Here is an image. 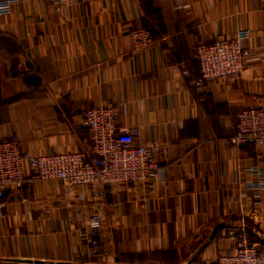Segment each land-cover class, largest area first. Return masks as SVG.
Returning <instances> with one entry per match:
<instances>
[{
	"label": "crops",
	"instance_id": "obj_1",
	"mask_svg": "<svg viewBox=\"0 0 264 264\" xmlns=\"http://www.w3.org/2000/svg\"><path fill=\"white\" fill-rule=\"evenodd\" d=\"M153 41L129 44L132 26ZM249 30L233 81L199 76L194 46ZM109 104L136 143L163 146L144 183L31 179L0 200V264H216L245 236L264 247V190L242 186L264 168V142L235 145L236 113L264 106L260 0H21L0 14V140L31 154L89 152L84 108ZM37 124V126L35 125ZM27 197L21 200L20 195ZM93 249L80 237L91 214Z\"/></svg>",
	"mask_w": 264,
	"mask_h": 264
},
{
	"label": "built area",
	"instance_id": "obj_2",
	"mask_svg": "<svg viewBox=\"0 0 264 264\" xmlns=\"http://www.w3.org/2000/svg\"><path fill=\"white\" fill-rule=\"evenodd\" d=\"M21 0H0V14L9 13L13 5ZM56 12H66L69 0H47ZM264 4V0H260ZM249 30L240 28L232 35L199 42L194 46V58L199 76L196 84L209 79L235 80L243 67L246 49L244 41ZM128 40L133 50L146 47L153 41L151 30L144 24L132 26ZM80 119L86 126L89 152L67 151L31 154L22 148L20 140L13 134L0 140V200L8 187L19 188L31 179L56 178L64 184H119L125 182L144 183L156 175L159 162L155 150L165 151L163 146L136 143L137 126L118 125L109 104L84 108ZM37 126V124H35ZM230 142L235 145L255 146L264 142V106L240 108L236 113V134ZM256 179L244 181L242 186L255 191L264 190V168L252 164L245 168ZM26 201L25 195H20ZM102 222L98 214H91L80 232V237L89 239L94 249L100 243ZM258 242L245 236L237 240L232 253H219L216 264H264V251ZM2 264H47L42 260L27 262H2Z\"/></svg>",
	"mask_w": 264,
	"mask_h": 264
},
{
	"label": "trees",
	"instance_id": "obj_3",
	"mask_svg": "<svg viewBox=\"0 0 264 264\" xmlns=\"http://www.w3.org/2000/svg\"><path fill=\"white\" fill-rule=\"evenodd\" d=\"M145 26H147L148 28H149V26L148 25H146V24H144ZM150 29V28H149ZM152 33V32H151ZM258 247H259V250L260 251H264V247H262L260 244L258 245Z\"/></svg>",
	"mask_w": 264,
	"mask_h": 264
}]
</instances>
